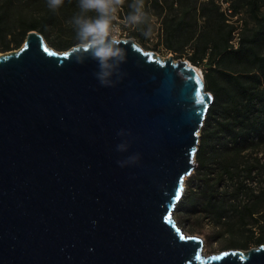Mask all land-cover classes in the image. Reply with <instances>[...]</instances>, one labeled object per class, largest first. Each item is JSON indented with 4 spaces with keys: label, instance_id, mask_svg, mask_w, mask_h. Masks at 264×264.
<instances>
[{
    "label": "water",
    "instance_id": "water-1",
    "mask_svg": "<svg viewBox=\"0 0 264 264\" xmlns=\"http://www.w3.org/2000/svg\"><path fill=\"white\" fill-rule=\"evenodd\" d=\"M121 41L114 87L37 31L0 55V264H264V245L206 256L178 226L213 97L188 61Z\"/></svg>",
    "mask_w": 264,
    "mask_h": 264
},
{
    "label": "trees",
    "instance_id": "trees-1",
    "mask_svg": "<svg viewBox=\"0 0 264 264\" xmlns=\"http://www.w3.org/2000/svg\"><path fill=\"white\" fill-rule=\"evenodd\" d=\"M228 1L233 16L245 6L256 23L253 29L242 25L237 47L231 44L237 27L215 0H145L146 21L135 25L132 37L145 36L155 14L169 52H188L187 61L196 68L209 61L203 78L213 102L196 152V173L176 210L180 217L204 214L227 232H247L246 239L230 241L224 250H250L264 245V0ZM77 4L64 0L53 11L48 0H0V51L20 49L31 31L58 51L70 50L77 43L69 23ZM64 28L73 33L55 36Z\"/></svg>",
    "mask_w": 264,
    "mask_h": 264
},
{
    "label": "clouds",
    "instance_id": "clouds-1",
    "mask_svg": "<svg viewBox=\"0 0 264 264\" xmlns=\"http://www.w3.org/2000/svg\"><path fill=\"white\" fill-rule=\"evenodd\" d=\"M64 0H48V7L55 11L63 6ZM125 0H78V11L74 13L70 24L76 32L77 43L74 46L76 63L94 60L98 65L96 78L101 86L114 87L122 78L121 65L127 61V52L118 36L119 29L114 25L117 13ZM131 11L124 17L128 25H141L146 21L145 0H132L128 5ZM113 77H116L114 80ZM118 135H125L123 130ZM127 142L117 145V150L125 152ZM139 156H130L118 161L121 167L134 164Z\"/></svg>",
    "mask_w": 264,
    "mask_h": 264
},
{
    "label": "rangeland",
    "instance_id": "rangeland-1",
    "mask_svg": "<svg viewBox=\"0 0 264 264\" xmlns=\"http://www.w3.org/2000/svg\"><path fill=\"white\" fill-rule=\"evenodd\" d=\"M132 3V0H125V4L122 6V8L118 11L117 13V19L114 21L115 24L119 25L120 33H118V36L122 40L126 39H134L132 37V33L135 31L136 27L135 25H128L124 23V17L131 11V9L128 7L129 4ZM260 14L264 15V5L261 7ZM234 21H238L241 23V25H246L247 29H253L256 26L255 21L251 18L249 12L246 10V7L243 6L241 8L240 13L237 15L236 18L233 19ZM160 18L158 15H152L150 21L147 24L146 31H145V36L143 37H136L135 41L138 43L143 50L147 52H155L157 53L160 57L163 59L169 58V56H173L172 58L177 61V60H187V55L188 52L183 53V55H179L175 52H169L164 44L161 41V28H160ZM139 32V29H138ZM141 32V31H140ZM73 32L69 28H64L63 31L56 30L55 31V36L56 35H61V37H68L71 35ZM124 33H127V37H124ZM54 49V48H53ZM57 52H66V51H58L54 49ZM4 54V52L0 51V55ZM181 57V58H179ZM210 68L209 66V61L204 60L202 64L197 67L199 72L201 73L202 76H204V73L206 70ZM199 141L202 135V130L199 132ZM199 147V146H198ZM263 155V156H262ZM261 157H264V153H260ZM197 168L195 171L192 173L190 177H187L184 182V189H183V196L186 193L187 190V181L195 175ZM183 196L181 198V201L179 204L182 202ZM244 201L246 202L247 198H243ZM178 204V205H179ZM174 218L178 224V226L182 229V231L188 235V236H197L203 239L204 241V246H203V254L206 256L214 255V254H219L224 251L225 246L230 242V241H236L240 242L244 239H246L248 233L247 232H241L237 229L235 231L227 232L224 230L222 227L216 226L210 219H206V216L204 214H196V215H183L179 216V213L177 210L174 212ZM231 220H235L232 218ZM256 234L258 231L256 230ZM254 248V247H251ZM238 250H243L238 248Z\"/></svg>",
    "mask_w": 264,
    "mask_h": 264
},
{
    "label": "built area",
    "instance_id": "built-area-1",
    "mask_svg": "<svg viewBox=\"0 0 264 264\" xmlns=\"http://www.w3.org/2000/svg\"><path fill=\"white\" fill-rule=\"evenodd\" d=\"M202 2H208L210 0H200ZM216 3L221 7V10L225 13V15L228 17L230 23L234 24L237 29L234 31V38L233 40L231 41V44L234 46V47H237L238 46V43H239V32L241 30V23H239L238 21H234L233 19L237 17V15H232V8H231V5H230V2L228 0H215ZM114 25L119 29V25L115 24L114 22ZM120 33V29H119V32ZM124 37H127V33H124L123 34ZM187 61V60H186Z\"/></svg>",
    "mask_w": 264,
    "mask_h": 264
},
{
    "label": "snow or ice",
    "instance_id": "snow-or-ice-1",
    "mask_svg": "<svg viewBox=\"0 0 264 264\" xmlns=\"http://www.w3.org/2000/svg\"><path fill=\"white\" fill-rule=\"evenodd\" d=\"M176 198H177V199H179V198H180V196H179V193H177V194H176Z\"/></svg>",
    "mask_w": 264,
    "mask_h": 264
},
{
    "label": "bare ground",
    "instance_id": "bare-ground-1",
    "mask_svg": "<svg viewBox=\"0 0 264 264\" xmlns=\"http://www.w3.org/2000/svg\"><path fill=\"white\" fill-rule=\"evenodd\" d=\"M199 71V70H198ZM200 73V72H199Z\"/></svg>",
    "mask_w": 264,
    "mask_h": 264
}]
</instances>
